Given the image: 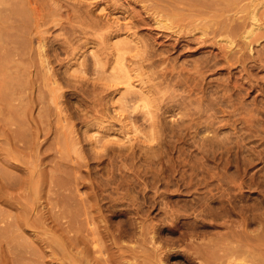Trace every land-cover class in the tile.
I'll list each match as a JSON object with an SVG mask.
<instances>
[{"label": "rangeland", "instance_id": "obj_1", "mask_svg": "<svg viewBox=\"0 0 264 264\" xmlns=\"http://www.w3.org/2000/svg\"><path fill=\"white\" fill-rule=\"evenodd\" d=\"M171 2L25 1L24 60L0 52V84L8 57L23 67L17 111L0 109V124L25 135L12 145L0 130V172L15 177L5 186L0 173V210L18 241L0 246V264H145L156 245L170 253L162 264H184L216 230L264 232V0L226 13L256 4L262 24L228 63L227 43L187 34L189 13ZM60 204L79 206V223Z\"/></svg>", "mask_w": 264, "mask_h": 264}, {"label": "bare ground", "instance_id": "obj_2", "mask_svg": "<svg viewBox=\"0 0 264 264\" xmlns=\"http://www.w3.org/2000/svg\"><path fill=\"white\" fill-rule=\"evenodd\" d=\"M25 1L26 0H0V52L4 51V53H7V55L12 53L14 60L16 58L24 60V54L28 45L26 28L28 25V8L26 7ZM241 1L242 0H172L171 4L175 10L174 16L179 18V11L181 10H187L189 15H191H186L185 17L183 16L181 18L184 20V22L181 24V29H184V31L187 29V34L198 29L203 35L201 38L204 41L209 40L213 44H219V42L223 40L227 43L226 46L228 49L224 50L222 58L228 63L230 61L229 51H231L239 42L250 45L251 41L249 39L252 38L256 30L262 25L256 12L257 10L255 9L256 4L253 5L248 15L244 17H235L233 15L231 16L230 14H226L230 11H233V9L238 6ZM156 10L158 12L163 11V8L158 5L156 6ZM240 10L241 9H236L235 12H239ZM36 11H39V9ZM224 14L228 16L221 19L220 17ZM241 18L242 20H238ZM207 20H212V22ZM159 22H162V20H159ZM36 25L39 26V23L37 22ZM191 38H193L192 35H190L189 39ZM195 39L197 40V38ZM195 42L199 43L198 41ZM42 44H44L43 41ZM41 47L43 48V46ZM12 57H8L5 60L4 66L6 70L2 71L3 75L0 84V103L2 104L0 109L7 114H14V112L17 111L16 108L11 106L12 101L9 95L11 94L10 90L13 89V87L16 88L20 84V80H22L20 72L23 70V67L15 61L13 62V60L10 64ZM47 68L50 69V67ZM189 70H191L192 73L188 72L186 76H189V78H191L194 82H196V80L199 78V75H203L204 73L203 64L198 62H195L192 67L189 68ZM53 83L55 82H51V84ZM2 123L8 126V128H6L0 124V130L3 134H5L7 143L12 145H24L25 140L23 139L25 135L20 130L12 127V123L6 122L4 120H2ZM0 173L2 178L6 181L5 186L11 185L15 182L13 180L15 177L12 174L4 170H1ZM0 185L3 186L4 184L0 183ZM54 185L58 191L59 198H62L59 200H64L61 201V203H67L70 205L72 202V194L68 192L66 185L60 181H56ZM23 188V190H25L26 187ZM62 204H60V209H57L59 218L68 217L71 222L79 223V216L81 215L82 211L80 207L76 205V208L71 211L69 208L61 206ZM89 216L90 217L86 218H88V221L94 225L95 221L93 215L91 214ZM89 226L91 225L89 224ZM214 226L218 225L214 223ZM141 229L142 236L144 233H148L145 227H142ZM217 231L218 230H216L215 237L208 239V241H201L191 245L190 249L184 253V264H264V232L258 231L256 233H252L250 232L251 229L249 231L246 228L237 229L235 227L228 230H221V232L220 230L219 232ZM153 238L154 236L152 235L150 239ZM144 240H146V237H144ZM17 242L18 241L15 240V237L12 234L10 221L5 217L4 212L0 210V246L5 244L7 247L12 246L17 248ZM153 247L154 248L152 249L151 256H148V258L145 257L146 260L144 263L162 264L163 259L166 257L168 258L170 254L169 251L159 245ZM95 254L96 253H94V255ZM17 259L18 261H21L19 258Z\"/></svg>", "mask_w": 264, "mask_h": 264}]
</instances>
